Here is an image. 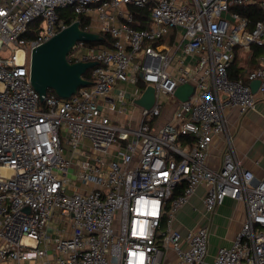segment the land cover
<instances>
[{
    "label": "built area",
    "instance_id": "built-area-1",
    "mask_svg": "<svg viewBox=\"0 0 264 264\" xmlns=\"http://www.w3.org/2000/svg\"><path fill=\"white\" fill-rule=\"evenodd\" d=\"M250 5L264 14V0H0V264H163L170 250L208 264L210 229L175 228L201 186L209 213L228 198L246 206L213 264H264V176L233 152L208 165L226 110L255 109L252 81L264 92V21L232 10ZM64 9L110 40L72 48L70 63L97 65L70 99L31 81L33 50L69 26ZM252 46L263 49L257 68L247 83L232 79L237 49ZM184 84L194 92L182 102ZM148 86L150 109L136 103Z\"/></svg>",
    "mask_w": 264,
    "mask_h": 264
},
{
    "label": "crops",
    "instance_id": "crops-1",
    "mask_svg": "<svg viewBox=\"0 0 264 264\" xmlns=\"http://www.w3.org/2000/svg\"><path fill=\"white\" fill-rule=\"evenodd\" d=\"M243 78L254 68L250 53L239 48L237 51ZM256 107L245 115L235 109H227V132L216 137L208 158L211 168L219 169L225 156L233 152L241 165L252 171L257 177L264 176V92H257ZM222 98H224L222 96ZM206 189L199 187L189 203L178 211L175 228L185 236L190 230L200 227L210 229L208 264H213L214 256L221 247H231L237 233L246 219V206L242 201L226 199L215 212L209 213L204 205ZM9 264H18L11 262ZM22 264H42L37 261H25ZM163 264H183L173 251H168Z\"/></svg>",
    "mask_w": 264,
    "mask_h": 264
},
{
    "label": "water",
    "instance_id": "water-1",
    "mask_svg": "<svg viewBox=\"0 0 264 264\" xmlns=\"http://www.w3.org/2000/svg\"><path fill=\"white\" fill-rule=\"evenodd\" d=\"M103 37L94 33H87L80 29L78 21L70 24L66 29L55 35L48 42L36 48L31 58V81L36 91L45 96L49 90L61 99H70L82 87L92 85L84 75L97 65L96 62L70 63L68 55L77 42H99ZM261 81L250 83L254 94H257ZM194 87L184 84L175 91V97L182 102L189 99ZM155 102V89L148 86L142 97L136 103L150 109Z\"/></svg>",
    "mask_w": 264,
    "mask_h": 264
},
{
    "label": "trees",
    "instance_id": "trees-1",
    "mask_svg": "<svg viewBox=\"0 0 264 264\" xmlns=\"http://www.w3.org/2000/svg\"><path fill=\"white\" fill-rule=\"evenodd\" d=\"M233 11L238 12L240 14H242L244 17L249 18L253 24L259 22V21H264V14H263V10L261 9V7L259 5H250V6H237V7H233L232 8ZM59 16L65 20V22L70 25L74 22L75 20V15L72 12L71 9H64V10H60L59 11ZM82 23H86L84 19H81ZM88 47L90 46H98V47H103V46H109L110 45V40L107 38H105L103 41H99V42H88L86 44ZM238 51V49H237ZM263 49L261 47H257V46H252L250 53V59L251 62H254V68H257L258 64H257V59L259 58V56L261 55ZM238 54L236 53V58L235 61L232 65V68L230 70V77L234 80H241L244 83H247L248 80L243 78V70L242 68H240L238 66V63L240 62L238 59ZM252 69V70H253ZM251 70V71H252ZM84 78L92 81V75H91V70H89L85 75ZM139 86L141 88H144L145 85L143 83H140ZM50 93L52 94H56L55 91L53 90H49Z\"/></svg>",
    "mask_w": 264,
    "mask_h": 264
},
{
    "label": "rangeland",
    "instance_id": "rangeland-1",
    "mask_svg": "<svg viewBox=\"0 0 264 264\" xmlns=\"http://www.w3.org/2000/svg\"><path fill=\"white\" fill-rule=\"evenodd\" d=\"M118 88L123 89V90H126V91H128V93H131V94H135L136 90L138 89V87H135L133 85H130L128 87L127 86L120 85ZM162 99L165 100V101L168 100L164 96H162ZM127 114L128 115H137V112L135 110H133L131 107H128L127 108ZM67 157H69V155H67ZM75 167H76V164L73 163V168H75Z\"/></svg>",
    "mask_w": 264,
    "mask_h": 264
}]
</instances>
